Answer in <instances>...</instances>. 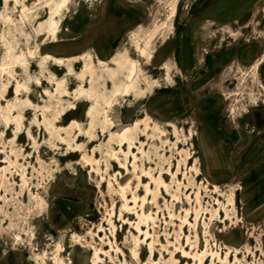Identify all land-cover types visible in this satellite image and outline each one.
Masks as SVG:
<instances>
[{"label": "rangeland", "instance_id": "1", "mask_svg": "<svg viewBox=\"0 0 264 264\" xmlns=\"http://www.w3.org/2000/svg\"><path fill=\"white\" fill-rule=\"evenodd\" d=\"M95 261L264 264V0H0V264Z\"/></svg>", "mask_w": 264, "mask_h": 264}, {"label": "bare ground", "instance_id": "2", "mask_svg": "<svg viewBox=\"0 0 264 264\" xmlns=\"http://www.w3.org/2000/svg\"><path fill=\"white\" fill-rule=\"evenodd\" d=\"M117 120L119 121V117L117 118ZM95 264H96V261H95Z\"/></svg>", "mask_w": 264, "mask_h": 264}]
</instances>
